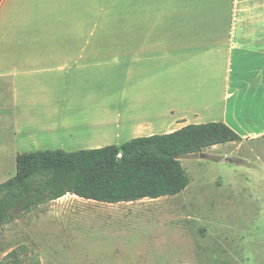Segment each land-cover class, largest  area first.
<instances>
[{"label":"crops","instance_id":"1","mask_svg":"<svg viewBox=\"0 0 264 264\" xmlns=\"http://www.w3.org/2000/svg\"><path fill=\"white\" fill-rule=\"evenodd\" d=\"M93 1H1L0 92L9 98L2 109L12 115L8 135L18 144L75 151L189 123L232 125L234 54L241 47L254 51L253 58L246 53L245 79L259 67L264 105V0H131V28L118 26L115 41L107 39L103 2ZM248 83L244 96L253 104L260 95ZM149 199L110 203L68 193L36 211H49L67 228L78 214L93 227L131 225ZM74 238L78 254L96 264L134 250L125 240L131 237Z\"/></svg>","mask_w":264,"mask_h":264},{"label":"rangeland","instance_id":"2","mask_svg":"<svg viewBox=\"0 0 264 264\" xmlns=\"http://www.w3.org/2000/svg\"><path fill=\"white\" fill-rule=\"evenodd\" d=\"M94 1L103 2V7L100 3L98 7L107 16L109 41L117 40L118 26L131 28V0ZM91 4L86 3L84 9ZM96 22L99 24L100 18L94 15ZM248 48L235 51L234 97L230 100V119L242 138L182 156L190 177L183 191L146 200L154 202L141 204V217L131 225L121 222L93 227L78 214L67 228L49 211L40 213L36 207L29 211L30 216L22 212L0 229V261L12 249L26 245L29 254L39 255L44 264H96L78 254L81 243L71 238L97 233L131 237L125 240L133 241L130 246L134 247L124 257L115 252L97 264H264V105L259 67L254 79H245L246 53L251 58L254 54ZM246 82L253 83L256 98L260 95L256 103L246 102ZM8 99L0 92V123L4 126L0 135H5L0 136V183L15 175L19 153L53 149L34 146L28 140H18V144L8 135L14 122L2 109ZM24 226L27 230L21 233Z\"/></svg>","mask_w":264,"mask_h":264},{"label":"trees","instance_id":"3","mask_svg":"<svg viewBox=\"0 0 264 264\" xmlns=\"http://www.w3.org/2000/svg\"><path fill=\"white\" fill-rule=\"evenodd\" d=\"M228 110L231 115L230 104ZM241 138L233 125L209 121L135 137L120 145L19 153L15 175L0 183V229L22 212L68 193L110 203L175 195L190 183L182 156ZM0 264L42 261L39 255L29 254L26 245H20L9 251Z\"/></svg>","mask_w":264,"mask_h":264}]
</instances>
